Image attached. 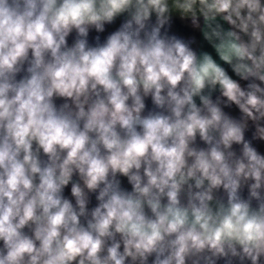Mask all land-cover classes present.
<instances>
[{"label": "clouds", "instance_id": "clouds-1", "mask_svg": "<svg viewBox=\"0 0 264 264\" xmlns=\"http://www.w3.org/2000/svg\"><path fill=\"white\" fill-rule=\"evenodd\" d=\"M260 143L264 0H0V264H264Z\"/></svg>", "mask_w": 264, "mask_h": 264}, {"label": "crops", "instance_id": "crops-1", "mask_svg": "<svg viewBox=\"0 0 264 264\" xmlns=\"http://www.w3.org/2000/svg\"><path fill=\"white\" fill-rule=\"evenodd\" d=\"M111 30L112 28L109 27L108 31H111ZM172 31L178 36H181L185 39L194 38L196 41V44L193 45V47H200V48H203L204 50L209 51L214 56V58L218 60V57H216L214 50L211 49V47L207 44V42L203 40L202 34L199 32V30L193 29L190 26L189 22H185V21L180 20L178 17H174ZM92 35L94 36L95 34L93 33ZM69 42L71 43V38ZM223 66L227 68V65H223ZM232 111L234 115L238 113V110L235 108ZM258 148L264 151V143L258 144ZM121 179H122L123 186L125 188L130 189V185L127 184L126 178H121ZM68 192H69V189H66V194H68ZM93 203H95L94 198H93Z\"/></svg>", "mask_w": 264, "mask_h": 264}]
</instances>
